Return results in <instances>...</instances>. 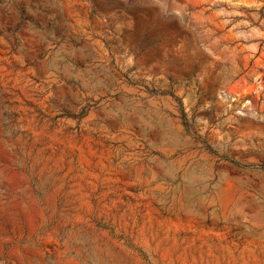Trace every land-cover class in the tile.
Segmentation results:
<instances>
[{
	"label": "rangeland",
	"instance_id": "rangeland-1",
	"mask_svg": "<svg viewBox=\"0 0 264 264\" xmlns=\"http://www.w3.org/2000/svg\"><path fill=\"white\" fill-rule=\"evenodd\" d=\"M0 264H264V0H0Z\"/></svg>",
	"mask_w": 264,
	"mask_h": 264
}]
</instances>
